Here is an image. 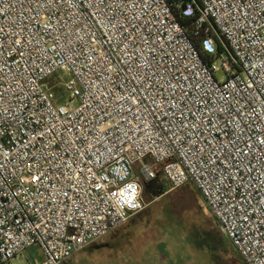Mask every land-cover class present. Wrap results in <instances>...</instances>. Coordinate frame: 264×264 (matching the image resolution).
I'll use <instances>...</instances> for the list:
<instances>
[{"label": "built area", "instance_id": "obj_1", "mask_svg": "<svg viewBox=\"0 0 264 264\" xmlns=\"http://www.w3.org/2000/svg\"><path fill=\"white\" fill-rule=\"evenodd\" d=\"M149 183L264 264V0H0V264L67 262Z\"/></svg>", "mask_w": 264, "mask_h": 264}, {"label": "rangeland", "instance_id": "obj_2", "mask_svg": "<svg viewBox=\"0 0 264 264\" xmlns=\"http://www.w3.org/2000/svg\"><path fill=\"white\" fill-rule=\"evenodd\" d=\"M224 76L223 71L216 74L219 79ZM56 78L57 75L51 80L55 82ZM143 192L148 205L142 212L143 218L127 221L138 224L139 229L126 235L129 240L125 246L111 243L104 251L98 246L103 241L118 240L120 227L63 264H120L124 256L138 254L150 244L151 257L159 264H243L229 240L220 233L215 218L205 211L192 185L160 195L158 189ZM40 258L39 249L34 246L6 264H32Z\"/></svg>", "mask_w": 264, "mask_h": 264}, {"label": "crops", "instance_id": "obj_3", "mask_svg": "<svg viewBox=\"0 0 264 264\" xmlns=\"http://www.w3.org/2000/svg\"><path fill=\"white\" fill-rule=\"evenodd\" d=\"M143 212V211H142ZM138 213L137 215L134 216V219H140V218H143V215H141V213ZM133 218V217H132ZM120 228V227H119ZM122 230L119 232L121 234V237L118 238V240L116 241H113V240H109V241H103V242H100L101 240L97 241V242H100L98 244L99 248H101V251H104V249H109L111 247V243L112 245H116L118 247L120 246H125L126 245V242L127 240H129L128 238H126L127 236L126 235H131V234H135L137 229H139L138 227V224L136 223H125L123 226H121ZM97 242L89 245V246H92V245H95L97 244ZM141 245H144L141 244ZM88 246V247H89ZM113 246V247H114ZM86 247V248H88ZM84 248V249H86ZM39 253L41 255V252L39 250ZM130 253H132L130 251ZM138 254H128V256H124L125 260L124 262H120V264H159L157 263V261L155 260L154 256L151 257V244L150 245H146L145 248L143 250H140V251H137ZM42 258V256H41ZM40 258V260H41ZM36 260V259H35ZM162 264V263H161Z\"/></svg>", "mask_w": 264, "mask_h": 264}, {"label": "water", "instance_id": "obj_4", "mask_svg": "<svg viewBox=\"0 0 264 264\" xmlns=\"http://www.w3.org/2000/svg\"><path fill=\"white\" fill-rule=\"evenodd\" d=\"M182 9H185V6L182 7ZM148 189V184H144V190L146 191ZM159 195L161 194V191L158 193Z\"/></svg>", "mask_w": 264, "mask_h": 264}, {"label": "flooded vegetation", "instance_id": "obj_5", "mask_svg": "<svg viewBox=\"0 0 264 264\" xmlns=\"http://www.w3.org/2000/svg\"><path fill=\"white\" fill-rule=\"evenodd\" d=\"M153 184H154V183H149V184H148V189H147V190H149V189L151 190V189L154 187ZM159 190H160V189H158V192H159Z\"/></svg>", "mask_w": 264, "mask_h": 264}, {"label": "trees", "instance_id": "obj_6", "mask_svg": "<svg viewBox=\"0 0 264 264\" xmlns=\"http://www.w3.org/2000/svg\"><path fill=\"white\" fill-rule=\"evenodd\" d=\"M186 21H188V20H186ZM195 189V188H194ZM195 192H196V195L200 198V196H199V193L197 192V190L195 189ZM141 215H143V213H141ZM144 216V215H143Z\"/></svg>", "mask_w": 264, "mask_h": 264}]
</instances>
